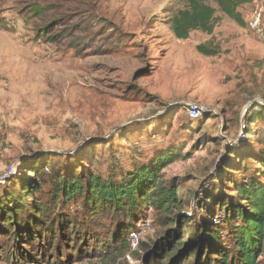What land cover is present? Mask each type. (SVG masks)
Wrapping results in <instances>:
<instances>
[{
  "label": "rangeland",
  "instance_id": "rangeland-1",
  "mask_svg": "<svg viewBox=\"0 0 264 264\" xmlns=\"http://www.w3.org/2000/svg\"><path fill=\"white\" fill-rule=\"evenodd\" d=\"M187 1L0 0V196L33 177L22 163L44 152L106 176L174 147L180 157L163 177L177 181L182 213H213L222 248L231 249L225 210L206 199L221 181L218 198L233 194L225 175L249 177L223 169L225 161L245 148L264 150V123L249 124L264 104V0L240 8L244 27L217 14L212 35L177 40L169 19ZM258 9L262 33L248 27ZM207 43L216 56L198 53ZM187 103L205 110L200 119L189 120ZM250 166L256 175L259 165ZM65 213L78 222L83 216L78 207ZM121 225L84 219L69 245L57 237L52 249L0 231V264H145L163 235L154 212L134 225L128 246L112 243Z\"/></svg>",
  "mask_w": 264,
  "mask_h": 264
},
{
  "label": "trees",
  "instance_id": "trees-1",
  "mask_svg": "<svg viewBox=\"0 0 264 264\" xmlns=\"http://www.w3.org/2000/svg\"><path fill=\"white\" fill-rule=\"evenodd\" d=\"M252 1L188 0L186 8L171 15L170 30L177 40H187L194 31L212 35L217 14L244 27L240 8ZM196 50L207 57L219 53L210 43L200 44ZM256 122L264 123V104L249 118V124ZM179 155L176 148L169 147L147 163L134 164L128 170L111 168L103 176L90 163L62 160L56 153L38 154L22 163L25 176L31 174L33 177L13 182L0 196V231L7 235L13 231L16 237L23 234L25 239H37L45 248L52 249L57 237H61L63 245H69L78 227L84 228V219L111 217L122 220L112 243L128 246L127 239L134 225L152 210L163 228V235L153 243L145 264H190V256L194 264L206 261L257 264L264 248V150L250 153L245 148L236 160L225 161L223 169L239 171L249 177L238 182L228 178L230 173L225 175L233 194L225 193L222 199L218 198L217 190L224 185L221 181L206 199L225 210L222 221L229 229L231 249L222 248L218 226L213 224L217 222L213 213L206 212L203 218L182 213L183 201L177 181L163 177L164 169ZM84 160L86 163V158L80 159ZM251 161L260 167L254 169L256 175L250 174ZM29 198L30 203L27 202ZM69 207L82 209L80 222L65 213ZM211 254L216 257L214 260L209 258Z\"/></svg>",
  "mask_w": 264,
  "mask_h": 264
},
{
  "label": "built area",
  "instance_id": "built-area-1",
  "mask_svg": "<svg viewBox=\"0 0 264 264\" xmlns=\"http://www.w3.org/2000/svg\"><path fill=\"white\" fill-rule=\"evenodd\" d=\"M263 11L262 9H258L252 15L250 21L248 22V27L252 30H255L257 33H262L261 25H262ZM186 115L190 120L196 121L202 117L205 113V110L198 106L195 103H187L185 106ZM135 247V245H133Z\"/></svg>",
  "mask_w": 264,
  "mask_h": 264
}]
</instances>
